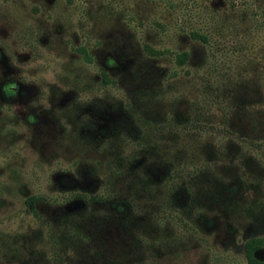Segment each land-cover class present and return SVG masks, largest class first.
<instances>
[{
	"label": "rangeland",
	"instance_id": "374dc122",
	"mask_svg": "<svg viewBox=\"0 0 264 264\" xmlns=\"http://www.w3.org/2000/svg\"><path fill=\"white\" fill-rule=\"evenodd\" d=\"M260 169L264 0H0V264H248Z\"/></svg>",
	"mask_w": 264,
	"mask_h": 264
},
{
	"label": "trees",
	"instance_id": "16d2710c",
	"mask_svg": "<svg viewBox=\"0 0 264 264\" xmlns=\"http://www.w3.org/2000/svg\"><path fill=\"white\" fill-rule=\"evenodd\" d=\"M192 37L204 44L210 42L209 35L202 33H194ZM87 57L86 51H84ZM189 55L183 53L178 56V64L184 65L188 62ZM249 161V160H248ZM246 161V164L247 162ZM249 167V165L247 164ZM244 176L234 175L231 176L230 180L228 178L223 179L215 178V183H206L205 186L194 182V189L189 186L185 189L187 192L192 193L195 190L197 192H206L202 194L204 199L202 205H197L198 209L204 213V216H208L214 211V209L220 204L224 205V209L230 215L242 214L244 218L250 219L253 223L258 216L264 212V169L252 170L245 172ZM211 185L214 188H211ZM209 187V188H208ZM195 194L193 196H195ZM36 197H31L27 200V205L30 211L37 214L36 210ZM121 218H126V208L120 206L118 209ZM264 250V237L255 235L249 236L244 244V255L248 264H264V259L261 257ZM146 262H141L139 264H145ZM132 264V263H125Z\"/></svg>",
	"mask_w": 264,
	"mask_h": 264
}]
</instances>
